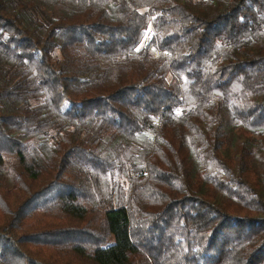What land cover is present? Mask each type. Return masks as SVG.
<instances>
[{
	"label": "trees",
	"instance_id": "16d2710c",
	"mask_svg": "<svg viewBox=\"0 0 264 264\" xmlns=\"http://www.w3.org/2000/svg\"><path fill=\"white\" fill-rule=\"evenodd\" d=\"M0 264H264V0H0Z\"/></svg>",
	"mask_w": 264,
	"mask_h": 264
},
{
	"label": "rangeland",
	"instance_id": "374dc122",
	"mask_svg": "<svg viewBox=\"0 0 264 264\" xmlns=\"http://www.w3.org/2000/svg\"><path fill=\"white\" fill-rule=\"evenodd\" d=\"M151 34H152L151 29H149L147 31V33H146V37L144 38V40H143V42L141 44L142 48H146L147 46H149L150 39H151ZM151 52H153L154 54L157 53V51L155 49H153V48H151Z\"/></svg>",
	"mask_w": 264,
	"mask_h": 264
}]
</instances>
